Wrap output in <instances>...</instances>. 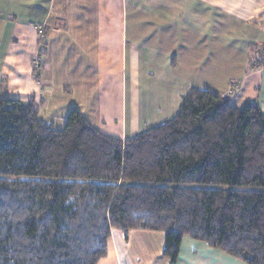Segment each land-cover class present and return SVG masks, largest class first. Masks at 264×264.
Instances as JSON below:
<instances>
[{"label": "trees", "instance_id": "1", "mask_svg": "<svg viewBox=\"0 0 264 264\" xmlns=\"http://www.w3.org/2000/svg\"><path fill=\"white\" fill-rule=\"evenodd\" d=\"M183 238L264 264V113L191 90L168 122L125 141L71 108L61 130L0 98V264H98L111 231Z\"/></svg>", "mask_w": 264, "mask_h": 264}, {"label": "crops", "instance_id": "2", "mask_svg": "<svg viewBox=\"0 0 264 264\" xmlns=\"http://www.w3.org/2000/svg\"><path fill=\"white\" fill-rule=\"evenodd\" d=\"M218 63L227 73L215 86ZM193 89L264 113V0H0V98L36 105L55 130L75 108L123 142L171 120ZM163 243L112 230L98 264H169ZM176 264L244 263L183 238Z\"/></svg>", "mask_w": 264, "mask_h": 264}, {"label": "rangeland", "instance_id": "3", "mask_svg": "<svg viewBox=\"0 0 264 264\" xmlns=\"http://www.w3.org/2000/svg\"><path fill=\"white\" fill-rule=\"evenodd\" d=\"M42 34H43V32H42ZM242 40H243V38H235V36H234L232 41H236V42L240 41V43H241ZM220 41L223 43V45H225V44L228 45V43H226V39L223 36H221ZM217 49H220V47H217ZM222 49L225 50L224 48H222ZM226 73L227 72H226L225 65L221 66L218 63L216 66V80L214 82L215 86H219V85L223 84V81H224L223 77L226 75ZM149 87H150V85H148V83H146L145 81H140L137 84L136 90H135V92L137 93L136 94V98H137L136 102H139V103L141 102V104L143 105L144 100H145V96H146L147 92H149ZM231 95H233V90L228 92V96H231ZM127 117H128V115H127ZM127 124L129 125L128 120H127ZM138 125H140V122ZM138 131H142V130L139 128H135L133 130H130L128 127L126 135H127V137H130V135H133V133H136ZM139 133H141V132H139Z\"/></svg>", "mask_w": 264, "mask_h": 264}, {"label": "built area", "instance_id": "4", "mask_svg": "<svg viewBox=\"0 0 264 264\" xmlns=\"http://www.w3.org/2000/svg\"><path fill=\"white\" fill-rule=\"evenodd\" d=\"M39 37H40L41 39H43V37H44V35L42 34V31H41V30H39Z\"/></svg>", "mask_w": 264, "mask_h": 264}]
</instances>
